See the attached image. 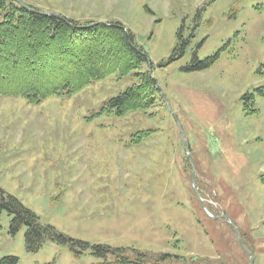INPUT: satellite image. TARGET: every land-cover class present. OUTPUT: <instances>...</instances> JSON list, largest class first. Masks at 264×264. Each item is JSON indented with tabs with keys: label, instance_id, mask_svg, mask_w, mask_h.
<instances>
[{
	"label": "rangeland",
	"instance_id": "rangeland-1",
	"mask_svg": "<svg viewBox=\"0 0 264 264\" xmlns=\"http://www.w3.org/2000/svg\"><path fill=\"white\" fill-rule=\"evenodd\" d=\"M14 1L86 27L121 23L148 62L39 104L0 94V189L91 246L171 256L161 264H264V0ZM141 74L159 87L154 107L110 113ZM13 218L0 216V260L103 262L51 241L28 253Z\"/></svg>",
	"mask_w": 264,
	"mask_h": 264
},
{
	"label": "trees",
	"instance_id": "trees-1",
	"mask_svg": "<svg viewBox=\"0 0 264 264\" xmlns=\"http://www.w3.org/2000/svg\"><path fill=\"white\" fill-rule=\"evenodd\" d=\"M0 10L4 12L3 22H0V94L3 96L24 98L29 103L39 104L53 97L72 96L114 73L124 77L147 63L144 49L140 47L142 52L135 49L132 45L135 36L128 29L125 31L121 23L82 29L80 27L91 23H79L73 19L67 22L59 15H39L14 0H0ZM182 47L178 48L177 44L173 56L159 67L172 64L178 51L182 53ZM217 58L218 55L205 62L195 58L186 70H205ZM141 75L140 85L110 100V113L122 117L154 107L159 89L150 74ZM150 133L139 132L137 135ZM4 212L14 216L11 223L14 234L26 228L28 253L40 251L47 241H51L69 247L77 257L90 251L91 255L103 260L100 264H161L171 257L161 255L152 259L139 251L129 253L123 248L91 246L72 239L53 226L43 224L32 210L0 189V216ZM0 264H20V261L17 257L6 256Z\"/></svg>",
	"mask_w": 264,
	"mask_h": 264
},
{
	"label": "water",
	"instance_id": "water-1",
	"mask_svg": "<svg viewBox=\"0 0 264 264\" xmlns=\"http://www.w3.org/2000/svg\"><path fill=\"white\" fill-rule=\"evenodd\" d=\"M22 5H23V4H22ZM23 7L27 8L29 11H31V12H33V13H37V14H39V15H43V16L55 15V14H51V13L39 12V11H36V10H32V9L26 7L25 5H23ZM62 19H63V18H62ZM101 24H103V23H101ZM95 25H98V24H95ZM95 25H94V26H95ZM103 25H106V24H103ZM89 27H91V26H89ZM83 28H85V27H82V29H83ZM175 119H176V122H177V125H178V119H177V118H175ZM186 152H187V154L189 155V157H190V159H191V162H190V163H191V166H192V168H193V160H192V158H191V153H190V150H189L188 147H186ZM192 182H193V187H194V190H195V193H196L197 197H198L199 200L202 202L203 207L208 211L206 205L204 204V201H203V200L201 199V197H200L199 189H198V187H197V181H196V175H195V172H194V168H193Z\"/></svg>",
	"mask_w": 264,
	"mask_h": 264
}]
</instances>
